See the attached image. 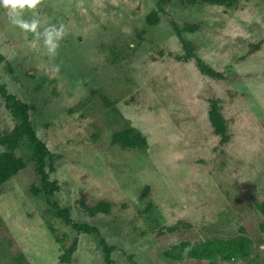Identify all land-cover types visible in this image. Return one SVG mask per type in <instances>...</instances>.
<instances>
[{
    "label": "rangeland",
    "instance_id": "rangeland-1",
    "mask_svg": "<svg viewBox=\"0 0 264 264\" xmlns=\"http://www.w3.org/2000/svg\"><path fill=\"white\" fill-rule=\"evenodd\" d=\"M154 1L44 0L25 11L24 19H37L41 31L65 26L55 57L44 35L37 38L13 24L0 6V89L25 101L34 94L31 84L41 82L45 104L30 112L52 152L45 168L53 166L51 177L61 185L52 199L70 208L74 222L100 231L79 232L45 214L51 205L34 192L39 173L28 162L0 191V264L21 263L22 253L30 264H57L59 249H69L77 238L71 264H109L105 244L113 247L114 264H208L166 252L181 241L213 236L264 237V212L258 208L264 201V44L239 60L249 42L264 38V4H171L162 24L152 25L147 16ZM173 19L200 24L184 33L190 52L167 28ZM198 60L237 74L229 84L243 95H222L220 101L231 131L228 147H219V136L200 116L211 84L213 92L223 89L196 73ZM15 123L0 90V128ZM129 128L148 135L149 145L130 149L113 143L114 134ZM221 159L222 169L215 170ZM147 185L150 192L143 197ZM83 189L96 200L112 201L113 215L88 213L78 200ZM148 201L154 206L149 213ZM31 219L40 230L53 226L62 242L54 245L40 230L29 229ZM259 253L253 264H264V243Z\"/></svg>",
    "mask_w": 264,
    "mask_h": 264
},
{
    "label": "trees",
    "instance_id": "trees-1",
    "mask_svg": "<svg viewBox=\"0 0 264 264\" xmlns=\"http://www.w3.org/2000/svg\"><path fill=\"white\" fill-rule=\"evenodd\" d=\"M245 1H257L260 6L261 3L262 5L264 4V0H155L152 3L151 12L148 14L147 20L152 25H161L167 11V6L171 4L186 6L189 4L208 3L224 6L226 8H234ZM170 25H172V27ZM170 25H168L167 28L170 27L169 29L171 31L173 30L177 33L179 38L184 42V44H186L183 46L188 48V52H190L193 46L186 43L188 40H186L187 38L184 33L197 31L200 28V24L190 21L180 24L173 19L171 20ZM80 37L81 36L79 35L77 36V38ZM263 44L264 38L249 42L248 50L239 58V60H244L250 57L258 49H260ZM113 54L116 57L120 56L119 52H113ZM3 59L4 55L0 52V64ZM184 59L189 60L190 56L187 55ZM106 66L107 64H104L103 68ZM196 66L198 68L196 70L198 75L206 76L210 80H215L223 89L222 93H219L217 90L213 92L215 86L211 84V87L209 88L210 96L207 98V101L205 102L206 104L203 107L204 113L203 115H199L202 116V118H204L208 123L211 133L219 136V147H228L232 139L230 133L231 131L229 120L224 113L225 104L220 103V101L221 98H223L222 95L224 97H229L231 100L238 98V95H243L239 94L237 89H234V87L229 84V81H232L231 79H233L237 74L232 72V70L218 71L217 69L208 66L202 60H198L196 62ZM253 76L259 77L261 74L256 73ZM33 78L35 80V77ZM41 86L42 84L39 80L34 81L31 84V89L34 94L32 93L30 98L25 101L19 98L18 95L9 93L4 87H1L0 89L5 101V107L16 121L12 128L10 126L3 129L0 128V191L8 180L14 177L21 169H26L28 167V162H31L34 164L37 173H39V184L38 186L34 185V192L36 195L42 194L51 205V207L46 209L45 214H50L60 218L66 224L73 225V227L79 232L84 231L87 233H98L100 231L96 226L74 222L70 208L63 207L59 204V201L52 199V196L60 190L61 185L58 180L52 179L51 177L50 172L53 171V166L50 167V171H47L45 168L47 165L46 159L48 156L52 155V152L50 150V146L39 136L38 131L34 127L30 112L31 110L40 108L39 104H45L42 97L43 93H41L40 90ZM55 91L53 90V92ZM49 101L50 100L47 98V102ZM112 141L113 143H120L123 147L130 149L144 148L150 143L148 135L135 128L124 129L121 132L114 134ZM221 149V157L226 158L227 151L225 148ZM237 159L238 158L235 159L236 163L239 162ZM223 164L224 162L221 159L219 162L214 164L213 168L215 170H221ZM241 164H243V162H241ZM256 166L259 167L257 162ZM148 188H150L149 185L145 186V190L147 191H142V196L146 194V196H148L150 192V189ZM89 190L90 189L81 190V197L78 200L82 207L85 208L92 216L100 213L113 215V202L106 198L96 200L93 193ZM94 190L97 191V188H94ZM241 198L244 199L243 196ZM153 207V203L148 201L144 211L149 213ZM258 208L264 212V201L258 204ZM28 228L31 230H40L36 227V220L34 219L29 221ZM169 229L173 231L176 227H171ZM242 230H244V228H242ZM40 231L41 234L45 236L44 239H47L48 237L50 240L54 239L51 241L54 245L62 242V238L54 231L53 226L50 225ZM11 237L6 236V239L10 240L9 244L13 243V239ZM77 239L69 249H59V255L55 258V263L71 264V261L73 260L72 254L77 249ZM35 243H37V240ZM102 243L105 244L104 240H102ZM263 243L264 237L255 239L246 233L230 237L213 236L196 241H181L179 244L173 246V250H168L166 255L177 259L187 257L195 260L196 262L207 261L208 264H218L221 261H233L236 259L247 260L249 264H253L260 257L259 247ZM112 249L113 247L105 244L104 250L107 253L106 259L109 261V264H114L111 259ZM19 255L23 256V259H19L21 263L18 262V264H30L26 259H24L23 253Z\"/></svg>",
    "mask_w": 264,
    "mask_h": 264
},
{
    "label": "clouds",
    "instance_id": "clouds-1",
    "mask_svg": "<svg viewBox=\"0 0 264 264\" xmlns=\"http://www.w3.org/2000/svg\"><path fill=\"white\" fill-rule=\"evenodd\" d=\"M44 3V0H0V6L7 10L10 21L24 29L31 31L37 38L41 35L45 36L44 44L47 47L48 54L55 57L58 54L59 41L67 35V31L63 24L49 25L43 28L37 19L31 21L24 19V13L27 10L35 11ZM55 71H59V65L54 66Z\"/></svg>",
    "mask_w": 264,
    "mask_h": 264
}]
</instances>
